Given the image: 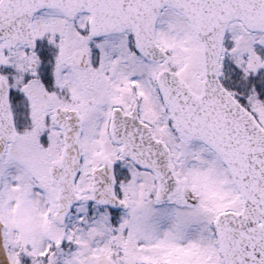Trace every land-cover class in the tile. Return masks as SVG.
I'll use <instances>...</instances> for the list:
<instances>
[{
    "label": "snow or ice",
    "instance_id": "obj_1",
    "mask_svg": "<svg viewBox=\"0 0 264 264\" xmlns=\"http://www.w3.org/2000/svg\"><path fill=\"white\" fill-rule=\"evenodd\" d=\"M0 264H264V0H0Z\"/></svg>",
    "mask_w": 264,
    "mask_h": 264
}]
</instances>
